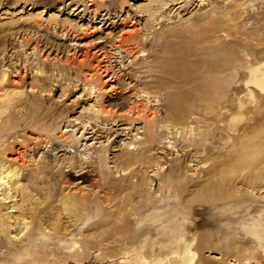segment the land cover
I'll return each mask as SVG.
<instances>
[{"label": "rangeland", "instance_id": "374dc122", "mask_svg": "<svg viewBox=\"0 0 264 264\" xmlns=\"http://www.w3.org/2000/svg\"><path fill=\"white\" fill-rule=\"evenodd\" d=\"M175 57L185 72L172 80L162 70ZM263 77L264 0H0V97L16 103V113L40 99L44 110L64 115L40 121V131L21 124L0 138L6 167L21 168L17 186L27 185L15 160L23 140H37L39 149L24 159L31 166L44 155L54 166L95 162L93 176L71 180L68 189L94 192V206L104 174H125L115 157L128 144L147 146L153 132L160 164L147 175L154 200L170 201L147 215L151 233L127 235L109 224L83 233L94 209L89 221L62 233L72 221L64 211L34 239L0 221V264H264V145L263 157L244 154L264 132ZM157 84L164 89L150 87ZM102 104L108 114H97ZM135 104L145 111L126 120ZM179 107L187 110L185 128L170 118ZM54 139L59 145L47 155ZM177 166L191 180L182 206L176 196L184 188L170 173ZM211 179L216 203L191 187ZM163 181L175 188L156 192ZM21 199H7L3 213L17 216L12 206Z\"/></svg>", "mask_w": 264, "mask_h": 264}, {"label": "bare ground", "instance_id": "6f19581e", "mask_svg": "<svg viewBox=\"0 0 264 264\" xmlns=\"http://www.w3.org/2000/svg\"><path fill=\"white\" fill-rule=\"evenodd\" d=\"M152 1L158 2L162 0ZM152 14L154 16V13ZM124 41L125 39H120L121 43ZM177 51L179 52L180 49L175 50V52ZM178 60V57L167 60L166 63L169 66V69L164 68L165 70H162L163 74L170 76L172 80H177L185 72L184 64H179ZM162 63L164 64V61H162ZM261 80H264V77ZM262 84L264 83L261 82V85ZM34 87L40 90L45 89V86L40 85L39 83H36V85L34 84ZM150 87L157 89L161 87L164 89V86L158 84ZM166 96L168 98L171 97L169 93H166ZM35 97L36 96L33 98ZM42 101L43 100L39 99L36 101L38 102L37 104L30 106L24 104L22 114L21 112L16 113V108L18 107L16 103L10 104L5 98L0 97V120L2 121L0 124V138L12 130L18 129L21 124L24 125L23 129H29V132L30 129H38L37 131H40V128L36 125L40 121L44 123L49 120L58 121L61 118L62 120L64 119L63 113L57 115L56 113L58 110L56 111L54 108L44 110L45 105ZM107 106L109 105L102 104L100 106L101 109L97 110V114H108V111L105 110V108L107 109ZM179 108V110L170 113V118L177 125L185 128L188 125L186 121L187 110L182 107ZM144 111L145 110L140 109L138 104H135L130 107L129 114L125 119L136 121L140 119L141 113ZM148 136L149 144L147 146L134 151L133 149H135V147L131 149L132 144H128V147L122 152V154L115 157L116 167L120 171L125 172V174L120 178L113 177L112 173L104 174L103 184L101 185L100 192L95 196L96 204L94 206L92 200L94 192L80 189L79 192L71 193L68 189H72L71 180L83 179V181H86L91 178L96 169L93 166V163L95 162H82L79 160H66L65 162L63 160L60 166L58 164L57 166H54L50 161H47V156L44 155L39 162V165L34 167L27 164L24 159L29 154L30 150L36 151L39 149V142L37 140L33 141L29 138L24 139L23 153L15 159L16 161H21L19 162V165L20 167H23V172L26 171L24 177L26 178L25 181L27 185L21 187L17 186L20 182L17 180L19 179L21 168H14V164H10V166L6 167L7 162L3 157L6 155L8 149L4 150L0 157V187L5 186V188L1 189V191H3V197L0 199V213L2 214L5 210H8V208H4L5 201L7 199L15 198L17 194L21 196L22 203L18 205L14 204L12 206L13 208H16V206L18 207L17 216L14 217L10 213H3L0 215V221H5L9 229H11L12 226H16L20 229V232L23 230L25 238L34 239L39 233H41L43 226L48 225L54 217L64 215V211L72 221L69 225H65V222H63L62 233L71 231V229L75 228L79 222H84L85 220L89 221L90 213L94 209L93 216L90 218H95L96 220L89 225H85V227L81 229L83 233L104 227L105 224L112 225L114 229L123 231L127 235H132L135 231H142V229L143 232L151 233L154 227L151 226V218L149 219L147 215L150 214L149 212L151 209L166 205L170 203V201H157L153 198V190H151L147 173L150 168H153L157 163L160 164V161L152 154V144L155 141L156 135L153 132H148ZM263 137L264 132L262 131L257 134L258 140L254 145L247 144L244 151L246 158L255 160L257 157L264 156H261V153H259L260 147L264 145ZM51 143L52 148L48 150L46 153L47 155H51V153L55 151L54 147L59 145V141H56V139L51 140ZM104 160L105 159L100 156L99 160L96 161V164H102ZM30 166L31 169L28 170ZM66 168L67 170H65ZM180 168L181 166H177L170 172L173 181L177 178V184L184 188L181 193L179 190L177 191L178 195L176 196V199L179 205L182 204L184 194L187 189L190 188V185L188 184H191L190 179L180 178ZM211 180L205 183L202 181L199 182V180L198 182L195 181L191 187L195 188V191L198 192L208 191L209 196L206 201L215 202L220 196H217L215 190L216 182L213 181V179ZM43 183L45 184L44 187L41 185ZM8 185L10 191L9 187H7ZM173 188H175L174 185L163 181L156 187L155 191L163 193L167 190L171 191ZM56 202L59 204H55ZM104 217L106 218L104 219ZM144 217L148 218L144 223L133 226L134 221ZM10 218H14L13 224H10ZM160 220L161 218L156 219L155 221L158 222ZM21 226L23 227L21 228ZM53 236L56 235L53 234ZM40 245L47 246L50 245V243L48 241H41Z\"/></svg>", "mask_w": 264, "mask_h": 264}]
</instances>
